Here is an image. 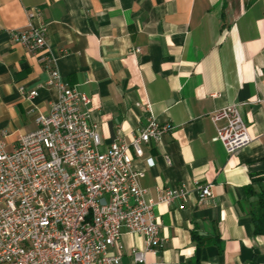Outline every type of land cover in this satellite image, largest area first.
<instances>
[{
  "label": "crops",
  "instance_id": "0c3cea01",
  "mask_svg": "<svg viewBox=\"0 0 264 264\" xmlns=\"http://www.w3.org/2000/svg\"><path fill=\"white\" fill-rule=\"evenodd\" d=\"M33 8L35 23L48 29V49L38 54L11 36ZM52 58L64 83L90 98L104 146L130 141L151 115L172 127L134 161L148 199L164 188L189 192L155 207L164 246L146 252L143 236L123 232L111 253L123 264H133V249L145 251L146 264H264V236L244 212L251 175L264 171V0H0V132L8 151L58 97ZM232 104L253 142L230 156L212 141L224 122L211 115ZM195 181L213 185V198L199 202Z\"/></svg>",
  "mask_w": 264,
  "mask_h": 264
},
{
  "label": "built area",
  "instance_id": "2783aa9c",
  "mask_svg": "<svg viewBox=\"0 0 264 264\" xmlns=\"http://www.w3.org/2000/svg\"><path fill=\"white\" fill-rule=\"evenodd\" d=\"M38 14V8L29 10L27 26L11 32L14 42L32 54L48 49V29L35 23ZM47 61L49 83L58 90L49 112L37 116V129L20 136L11 151L7 134L0 132V264H123L110 252L123 232L143 236L145 251L159 254L164 240L155 207L186 200L189 192L164 188L157 200L148 199L141 186L145 173L134 161L172 127L151 115L130 141L119 137L104 146L90 98L64 83L54 58ZM27 94L33 100L38 92ZM146 109L151 111L149 105ZM211 119L224 122L212 141L228 155L253 142L238 104ZM194 184L199 202L213 198V185ZM145 251L132 250L133 264H146ZM75 252H82L83 262H76Z\"/></svg>",
  "mask_w": 264,
  "mask_h": 264
},
{
  "label": "trees",
  "instance_id": "16d2710c",
  "mask_svg": "<svg viewBox=\"0 0 264 264\" xmlns=\"http://www.w3.org/2000/svg\"><path fill=\"white\" fill-rule=\"evenodd\" d=\"M246 192L248 204L244 207V212L251 219L254 234L264 236V171L251 175V182L246 187ZM193 238L198 244H202L203 240L198 234H194ZM212 244L218 245L217 242ZM256 263L254 258L252 264ZM189 264H199V262L192 261Z\"/></svg>",
  "mask_w": 264,
  "mask_h": 264
},
{
  "label": "bare ground",
  "instance_id": "6f19581e",
  "mask_svg": "<svg viewBox=\"0 0 264 264\" xmlns=\"http://www.w3.org/2000/svg\"><path fill=\"white\" fill-rule=\"evenodd\" d=\"M75 259H76V262H83L82 252H75Z\"/></svg>",
  "mask_w": 264,
  "mask_h": 264
}]
</instances>
